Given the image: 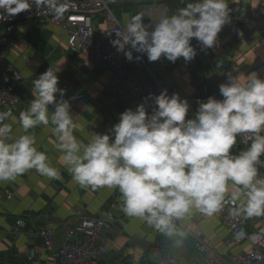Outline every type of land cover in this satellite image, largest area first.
<instances>
[{
	"label": "clouds",
	"instance_id": "9594fccd",
	"mask_svg": "<svg viewBox=\"0 0 264 264\" xmlns=\"http://www.w3.org/2000/svg\"><path fill=\"white\" fill-rule=\"evenodd\" d=\"M260 2L251 5L255 8ZM182 3L185 6L154 24H145L141 13L131 16L123 29L114 31L113 46L129 61L134 50L149 61L163 56L173 63L181 57L185 62L195 58L193 38L203 49L216 46L218 34L231 22L229 0ZM34 4L46 6L58 17L68 10L61 0H0V20L29 11ZM59 71L50 66L32 82L33 99L18 118L11 110L0 112V182L14 181L33 169L60 178L59 169L37 149L30 131L51 125L62 153L60 162L75 183L93 190H117L126 216L169 237L186 235L175 221L190 217L193 209L209 217L219 212L226 194L233 202L240 201L236 214L264 216V176L257 167L264 162V78L257 72L228 73L227 82L219 85L223 99L210 96L198 102L191 119H186L187 100L162 90L152 99L151 113L143 103L135 110L126 109L112 126L111 136L92 132L84 143L74 134L76 117L63 99L65 90L58 87ZM9 120H18L24 134L14 136ZM245 134L247 147L234 154L237 138Z\"/></svg>",
	"mask_w": 264,
	"mask_h": 264
},
{
	"label": "crops",
	"instance_id": "0c3cea01",
	"mask_svg": "<svg viewBox=\"0 0 264 264\" xmlns=\"http://www.w3.org/2000/svg\"><path fill=\"white\" fill-rule=\"evenodd\" d=\"M180 1L120 3L110 10L123 29L137 13L143 15L145 24H154L162 15L173 14L175 6L177 9L185 6ZM253 2L229 0L231 22L226 24L223 34H218L217 45L203 49L193 38L191 45L196 56L191 61L185 62L181 57L173 63L163 56L149 61L145 55L144 62L137 58L127 61L126 73L136 82L155 79L161 85L160 92L166 89L169 96L179 94L190 106L186 119L194 118L196 100L206 95L222 98L219 85L228 73L236 76L257 72L264 78L263 4L261 0L253 8ZM105 20L104 12L96 14L92 19L93 29L104 30ZM0 47L7 50L9 62L22 77L17 89L21 101L13 114L17 118L33 99L32 82L50 66L60 68L58 87L65 90L63 99L69 101L70 112L76 117L74 134L82 142L87 143L92 132L111 136L110 130L119 122L120 114L132 109L129 98L106 89L111 78L109 69L103 63L88 61L84 53L73 54L66 46L64 33L57 27L33 20L21 21ZM49 111H53V106H49ZM8 122L13 124L14 136L24 134L18 120ZM30 131L36 137L37 149L46 152L52 166L59 169L60 178L51 179L33 169L14 181L0 182V264H54L51 249H43L39 254L34 251L35 246L43 244L40 233L45 227L56 229L52 250H57L65 237L62 226L76 211L87 217L112 213L110 229L94 245L95 250L107 248L98 264H156L176 259L190 263L198 260L194 248L197 241L207 244L223 259L248 249L247 244H234L219 212L209 217L193 209L190 217L175 221L185 231L183 237H169L139 218L126 216L117 190H93L73 181L67 167L60 162L62 153L56 148L51 125H40ZM236 145L239 147L235 153H238L242 150L238 138ZM6 192L13 194L11 199L6 198ZM226 197L231 196L226 194ZM240 216L247 234L264 225V216ZM78 238L82 241L81 236Z\"/></svg>",
	"mask_w": 264,
	"mask_h": 264
},
{
	"label": "built area",
	"instance_id": "2783aa9c",
	"mask_svg": "<svg viewBox=\"0 0 264 264\" xmlns=\"http://www.w3.org/2000/svg\"><path fill=\"white\" fill-rule=\"evenodd\" d=\"M160 0H61L67 3L68 10L57 16L46 6L33 5L29 11L21 12L15 16H8L0 20V45L9 36L17 24L25 20L48 24L59 28L65 36L67 48L75 55L84 53L88 61L103 63L110 71L111 78L106 89L112 94L119 93L132 102V109L143 103L146 112L151 113L155 105L152 104L154 96L158 95L161 85L155 79H148L143 82L134 81L126 73L125 64L127 60L122 51L113 46L112 41L116 39L114 31L119 28L116 19L111 13V6L120 3H157ZM262 19L264 23V0H262ZM180 5L183 6L182 0ZM106 14L107 27L102 31H95L92 27V19L98 14ZM111 24H115L112 27ZM223 26L220 34L225 32ZM127 50H131L128 46ZM146 54L137 53L133 50V58L144 62ZM218 66V64H216ZM22 77L20 73L8 60V52L0 47V112L11 110L14 114L19 107L21 98L17 93ZM226 83V77L222 79ZM217 99V100H222ZM207 99L196 100V110L199 103ZM239 145L244 150L247 147V135L238 137ZM264 161V156L261 157ZM259 174L264 176V162L257 165ZM12 193L6 192V198L11 199ZM114 209L116 205L113 206ZM237 202L231 197H226L221 210L222 224L228 230L235 245L247 244L248 249L229 257L221 258L204 242L197 241L194 245L198 260L194 262H180L177 259L169 262L156 264H264V225L259 226L253 232L247 234L242 229L243 218L236 214ZM1 210V206H0ZM112 213H105L98 217H87L82 212L76 211L71 218H68L63 226L64 240L57 250H52V243L56 235V229L45 227L40 233L42 245H37L34 251L39 254L43 249H51V257L54 264H98L101 255L107 252L105 246L95 250L94 245L100 239L101 234L110 229ZM19 225V222H16ZM81 236L82 241H79Z\"/></svg>",
	"mask_w": 264,
	"mask_h": 264
},
{
	"label": "trees",
	"instance_id": "16d2710c",
	"mask_svg": "<svg viewBox=\"0 0 264 264\" xmlns=\"http://www.w3.org/2000/svg\"><path fill=\"white\" fill-rule=\"evenodd\" d=\"M208 96V95H207ZM209 97V96H208ZM238 145H235L234 148L232 149V152L235 153V150L238 148Z\"/></svg>",
	"mask_w": 264,
	"mask_h": 264
},
{
	"label": "bare ground",
	"instance_id": "6f19581e",
	"mask_svg": "<svg viewBox=\"0 0 264 264\" xmlns=\"http://www.w3.org/2000/svg\"><path fill=\"white\" fill-rule=\"evenodd\" d=\"M116 24H117V26L119 27V28H121L120 26H119V24L117 23V21H116ZM111 26L112 27H115V24H111ZM59 248V247H58Z\"/></svg>",
	"mask_w": 264,
	"mask_h": 264
},
{
	"label": "water",
	"instance_id": "95a60500",
	"mask_svg": "<svg viewBox=\"0 0 264 264\" xmlns=\"http://www.w3.org/2000/svg\"><path fill=\"white\" fill-rule=\"evenodd\" d=\"M174 9L176 11L177 10V7L175 6ZM205 99H208V96L207 95L205 96Z\"/></svg>",
	"mask_w": 264,
	"mask_h": 264
},
{
	"label": "rangeland",
	"instance_id": "374dc122",
	"mask_svg": "<svg viewBox=\"0 0 264 264\" xmlns=\"http://www.w3.org/2000/svg\"><path fill=\"white\" fill-rule=\"evenodd\" d=\"M112 7V6H111ZM1 46V45H0Z\"/></svg>",
	"mask_w": 264,
	"mask_h": 264
}]
</instances>
